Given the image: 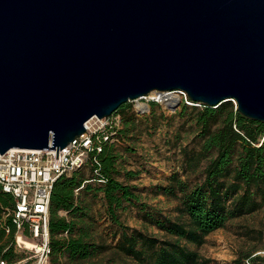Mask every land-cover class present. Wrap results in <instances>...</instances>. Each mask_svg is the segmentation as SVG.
<instances>
[{
    "label": "water",
    "instance_id": "obj_1",
    "mask_svg": "<svg viewBox=\"0 0 264 264\" xmlns=\"http://www.w3.org/2000/svg\"><path fill=\"white\" fill-rule=\"evenodd\" d=\"M175 92L264 123V0H0V155Z\"/></svg>",
    "mask_w": 264,
    "mask_h": 264
},
{
    "label": "trees",
    "instance_id": "obj_2",
    "mask_svg": "<svg viewBox=\"0 0 264 264\" xmlns=\"http://www.w3.org/2000/svg\"><path fill=\"white\" fill-rule=\"evenodd\" d=\"M201 108H193L197 110L200 147L186 154L184 172H196L204 160L213 156L205 169L204 180L191 185L174 173L166 185H158L154 189L157 197L177 201L175 217L142 202L130 184L119 180L121 147L105 145L97 157L100 163V176L97 177L106 180L104 185H100L107 206L104 219L120 230V240L115 246H110L96 239L94 222L88 219L89 212L76 194V190L83 186L80 191H91V183H85L81 170L77 171L71 177L59 179L53 191L51 264L85 262L111 250L121 261L132 264H211L198 251L206 244L207 238L224 229L230 221L253 215L264 208V123L244 118L232 102L217 108ZM116 114L122 116L124 129L121 136L128 141L138 127L136 120L151 116L153 108L151 115L139 117L133 105L128 103ZM161 117L166 118L164 114ZM151 129L156 130L157 126L151 125ZM91 169L95 170L94 167ZM137 175L128 172L126 177L132 180ZM12 201L11 196L0 191V219L3 208L11 206ZM135 205L143 214L144 229H133L121 220V212ZM61 211L67 215L61 216ZM8 223L12 227L10 236L0 225V262L13 264L23 257L11 246L15 228L11 221ZM148 228L158 230L161 235L149 233ZM263 260L261 257H249L252 264Z\"/></svg>",
    "mask_w": 264,
    "mask_h": 264
},
{
    "label": "rangeland",
    "instance_id": "obj_3",
    "mask_svg": "<svg viewBox=\"0 0 264 264\" xmlns=\"http://www.w3.org/2000/svg\"><path fill=\"white\" fill-rule=\"evenodd\" d=\"M233 104L236 108L235 103ZM163 107L168 108V105L163 104ZM152 108L151 116L136 120L138 127L130 134L133 135L132 138L119 149L121 153L119 180L130 184L142 202L165 215L175 217L177 201L162 196L157 197L155 187L166 185L174 173L181 175L191 185L201 183L205 178V169L213 156L204 160L196 172L185 174L186 154L199 150L201 143L196 124L197 110L181 107L176 114H170L162 113L160 106L152 105ZM197 109L202 110V108ZM162 114L166 118L161 117ZM151 125L157 126V129H151ZM80 172L86 181L98 178L90 166L84 167ZM128 172L138 175L128 180L126 177ZM89 185L91 191L82 190L76 193L79 202L89 212L88 219L94 222L96 239L115 246L120 240L121 232L112 222L104 219L107 206L101 184L92 182ZM60 215L65 216L63 211ZM142 215L139 206H130L121 212V220L133 229H144ZM148 231L151 234L161 235L153 228H148ZM198 251L211 264H252L249 257L264 259V208L253 215L230 221L224 229L210 235L206 244ZM20 255L26 257L24 252ZM63 261L66 263V258ZM76 264L132 263L121 261V258L116 257L111 250ZM254 264H264V260Z\"/></svg>",
    "mask_w": 264,
    "mask_h": 264
},
{
    "label": "built area",
    "instance_id": "obj_4",
    "mask_svg": "<svg viewBox=\"0 0 264 264\" xmlns=\"http://www.w3.org/2000/svg\"><path fill=\"white\" fill-rule=\"evenodd\" d=\"M171 95L174 98L168 97ZM130 103L139 117L151 115L152 105L160 106L162 113L170 114H176L181 107H204L194 103L184 92L152 93ZM163 103L168 104V108H164ZM86 129L84 134L58 151V159L56 150L16 149L0 155V191L13 199V204L2 210L0 225L10 236L12 227L8 222L11 221L15 228L11 246L17 254L24 252L26 255L13 264H51L50 210L56 183L86 166L94 167L95 176H100L97 157L104 146L120 148L127 144L121 136L124 125L119 114L105 119L93 117L86 123ZM92 182L104 185L106 180L98 177L85 183ZM83 188L77 189L76 193ZM0 264L9 263L1 261Z\"/></svg>",
    "mask_w": 264,
    "mask_h": 264
},
{
    "label": "bare ground",
    "instance_id": "obj_5",
    "mask_svg": "<svg viewBox=\"0 0 264 264\" xmlns=\"http://www.w3.org/2000/svg\"><path fill=\"white\" fill-rule=\"evenodd\" d=\"M169 98H174V95H171V96H168ZM175 98H177V97H175ZM164 105L166 104V103H163ZM166 105H168V104H166ZM13 150H16V149H13ZM28 247H30V244L29 243H27L26 244Z\"/></svg>",
    "mask_w": 264,
    "mask_h": 264
}]
</instances>
